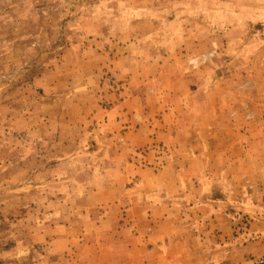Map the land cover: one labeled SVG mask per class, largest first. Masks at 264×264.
Returning <instances> with one entry per match:
<instances>
[{"label": "rangeland", "instance_id": "obj_1", "mask_svg": "<svg viewBox=\"0 0 264 264\" xmlns=\"http://www.w3.org/2000/svg\"><path fill=\"white\" fill-rule=\"evenodd\" d=\"M132 216L143 264L264 258V0H0V264H90Z\"/></svg>", "mask_w": 264, "mask_h": 264}, {"label": "crops", "instance_id": "obj_2", "mask_svg": "<svg viewBox=\"0 0 264 264\" xmlns=\"http://www.w3.org/2000/svg\"><path fill=\"white\" fill-rule=\"evenodd\" d=\"M207 129V128H205ZM186 132H194V129L190 126H186L184 129ZM207 132V131H206ZM184 148V151L187 153L183 155L181 159H176L172 161L175 164L182 163L184 167H188V165L193 164L196 160L199 164L204 165V171L206 170V166L208 165V157L212 155V145L208 140H204V142H198L196 145L192 140L186 141L181 144ZM178 146V145H177ZM197 146H199V151L195 154L194 150ZM209 146V147H208ZM227 147V146H226ZM207 148L210 151H207ZM173 152L175 149H172ZM187 155V160L184 157ZM197 158V159H195ZM187 163V164H186ZM187 178H193V175L190 172H182L180 175H174L173 177V185L175 189H178L180 180H186ZM200 180L204 181L202 183L203 186H208L210 184V179L208 174L205 172L202 176L200 175ZM158 191V189H157ZM156 192V190H155ZM159 192V191H158ZM128 209L133 208L132 210L140 211L136 208L135 205H128ZM131 210V211H132ZM130 211V212H131ZM146 218L144 219L146 222H153L154 226L166 225L168 212L171 211V208L162 205H149L145 209ZM131 214L127 212V217L129 218ZM119 222V221H117ZM140 220L134 219L132 216L128 221L126 220L123 224H118L111 222V219H104L100 221L99 227L103 228L102 236L99 237H88V240H93L90 243L89 251L92 252L89 254L88 260L90 264H143V259L149 257L144 249V245L142 244L139 236H135V234L131 233L132 227L138 226ZM157 225H156V224ZM97 227V226H96ZM102 242L100 243V241ZM95 243L99 245L100 253L95 252ZM155 257L158 260L165 261L168 258V254L166 252H156Z\"/></svg>", "mask_w": 264, "mask_h": 264}, {"label": "built area", "instance_id": "obj_3", "mask_svg": "<svg viewBox=\"0 0 264 264\" xmlns=\"http://www.w3.org/2000/svg\"><path fill=\"white\" fill-rule=\"evenodd\" d=\"M258 264H264V258L260 259V260L258 261Z\"/></svg>", "mask_w": 264, "mask_h": 264}]
</instances>
